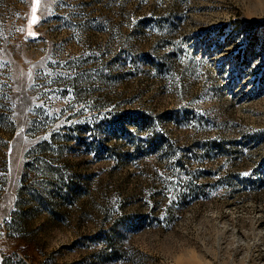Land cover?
Masks as SVG:
<instances>
[{"label":"rangeland","instance_id":"1","mask_svg":"<svg viewBox=\"0 0 264 264\" xmlns=\"http://www.w3.org/2000/svg\"><path fill=\"white\" fill-rule=\"evenodd\" d=\"M51 141L48 209L66 220L17 205ZM11 253L264 264V0H0V264Z\"/></svg>","mask_w":264,"mask_h":264},{"label":"trees","instance_id":"2","mask_svg":"<svg viewBox=\"0 0 264 264\" xmlns=\"http://www.w3.org/2000/svg\"><path fill=\"white\" fill-rule=\"evenodd\" d=\"M99 106L97 107V110H102L104 106L100 103L98 104ZM54 143V140H53ZM56 143V142H55ZM52 145V141L48 143H44L42 145V149L39 154H36V157H39L38 160L34 164L33 172L35 175L40 176L43 175V182L39 181L38 183L35 184V192H33L31 195L28 194L25 190H21L20 195H19V202L17 203L18 209L21 212H24L25 209H32V205H34V202L37 200H40V203L38 204L37 208H33L37 214L40 215H45L44 212L45 210L43 209L46 207L48 212L50 213H59L61 215V218L63 220H66L69 218L70 214L69 211L66 212L67 210L61 211V212H56V210H50L48 209L49 207L52 208L53 205V193L50 192L51 188L54 186L56 183V174H54L52 171H48L49 169L51 170L52 165H54L53 162V154L54 150ZM36 178V177H35ZM65 191V190H64ZM64 194V195H63ZM61 196L63 198L66 197L67 195L71 197L73 200V203L77 202L78 195L74 191L66 190L65 193H63ZM37 198V200H35ZM64 200V199H63ZM36 209V210H35ZM29 213V211H28ZM171 213V212H170ZM169 213V214H170ZM52 214H47V215H52ZM173 215V214H170ZM15 216V215H14ZM20 216V215H19ZM45 217H47L45 215ZM20 219V218H19ZM18 219V221H19ZM16 217H13V223L8 224L7 227L12 231H15L16 233H19L22 237L23 240H27L28 243H31L33 245H36V240L34 242L33 237L26 236V234H23V232H20L17 230L20 226L18 224V221ZM116 222V221H115ZM13 226V227H12ZM115 231V230H113ZM29 237L30 239H28ZM2 264H34L31 259L25 255V254H16V253H11L8 256H5L3 259Z\"/></svg>","mask_w":264,"mask_h":264}]
</instances>
